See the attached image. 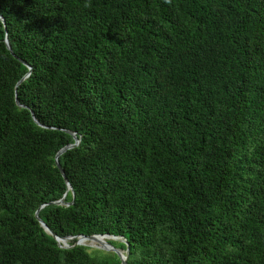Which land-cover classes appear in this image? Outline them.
I'll return each instance as SVG.
<instances>
[{"label": "trees", "instance_id": "trees-1", "mask_svg": "<svg viewBox=\"0 0 264 264\" xmlns=\"http://www.w3.org/2000/svg\"><path fill=\"white\" fill-rule=\"evenodd\" d=\"M0 17V264H120L35 217L66 193L68 132L73 204L38 212L57 237L121 238L127 264H264V0H0Z\"/></svg>", "mask_w": 264, "mask_h": 264}, {"label": "water", "instance_id": "water-1", "mask_svg": "<svg viewBox=\"0 0 264 264\" xmlns=\"http://www.w3.org/2000/svg\"><path fill=\"white\" fill-rule=\"evenodd\" d=\"M0 20L4 23L3 19H1V17H0ZM4 43H5L6 47H7V49L11 52V49H10V46H9V43H8L7 38H5ZM30 71H31V68L28 67V73H27V74H26V75H25V76H24V77H23V78L17 83V85H16V87H15V97H16L17 86H18L22 81H24L27 77H29V75H30ZM16 103H17V100H16ZM31 116H32L34 122H35L38 126L43 127L42 125H40V124L36 121V119L34 118V115H33L32 113H31ZM68 133L72 135V138H73V140H74V143H73L72 145H68V146L62 148V149L56 154L54 161H55V166H56V168L58 169V171L60 172V174L62 175V177H63V179H64V181H65V183H66V193L70 191L71 194H72V201H71L70 203H65V202H64V199H65V196H66V193H65L64 196H63L60 200H58V201H56V202H52V203H49V204H46V205L41 206V207L36 211V213H35V217H36V219H37L39 225L44 229V231H45L48 235L52 236V237L55 239V241L60 245L61 248L68 249V248H71V247H73V246H84V247L86 246V245L80 244L77 240H76V242L74 243L73 246H70L69 244L66 243V241H68V240H73V239H75V238H76V239H87V240H98L99 238H111V239H113V240L121 239V238H118V237H115V236H109V235H93V236H88V237H87V236H82V235H80V236H77V237H65V238H59V237H57L54 233H52V232L47 228V226H46V225H45V224L39 219V217H38V212H39L40 209H42V208L45 207V206H48V205H57V206H63V205H65V206H69V205H72V204H73V201H74V194H73V192H72V188H71L70 184L68 183L67 178L65 177V174H64L63 170L61 169V167H60V165H59V163H58V158H59L60 155H62L63 153H65L66 151H68V150H70V149L75 148V147L79 144V140L76 138L75 134H72V133H70V132H68ZM98 244H99V245L96 246L97 249H99V250H103V251H108V252H113V253H115V254L117 255V257L119 258V260H120V264H127V263H126V260H127V253H128V250H127V249H126L125 253H122L120 250L115 249L112 245H110L108 241H98Z\"/></svg>", "mask_w": 264, "mask_h": 264}, {"label": "bare ground", "instance_id": "bare-ground-1", "mask_svg": "<svg viewBox=\"0 0 264 264\" xmlns=\"http://www.w3.org/2000/svg\"><path fill=\"white\" fill-rule=\"evenodd\" d=\"M106 240L107 241L111 240V238H99L98 240L77 239V241L80 244L91 246V247L98 246L99 245L98 241H106ZM69 241H71V240L66 241V243L69 244Z\"/></svg>", "mask_w": 264, "mask_h": 264}, {"label": "rangeland", "instance_id": "rangeland-1", "mask_svg": "<svg viewBox=\"0 0 264 264\" xmlns=\"http://www.w3.org/2000/svg\"><path fill=\"white\" fill-rule=\"evenodd\" d=\"M107 241V240H106ZM110 241H113V242H115V241H118V242H123L122 241V239H118V240H108V242H110ZM70 242V241H69ZM86 248H88V251L90 252V253H93L95 250H99V249H97L96 248V246H94V247H91V246H85ZM100 251V253L99 254H101L102 256L104 255V256H107L109 253H112V252H108V251H103V250H99ZM103 252V253H102ZM123 253V252H122ZM108 260L110 261V262H113V259L112 258H108Z\"/></svg>", "mask_w": 264, "mask_h": 264}]
</instances>
